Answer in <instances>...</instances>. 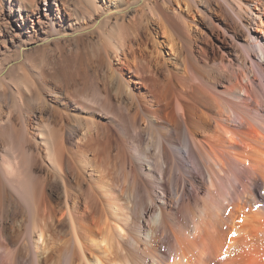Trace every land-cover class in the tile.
Listing matches in <instances>:
<instances>
[{"label": "bare ground", "instance_id": "6f19581e", "mask_svg": "<svg viewBox=\"0 0 264 264\" xmlns=\"http://www.w3.org/2000/svg\"><path fill=\"white\" fill-rule=\"evenodd\" d=\"M0 32L51 169L0 153V264H264V0H0Z\"/></svg>", "mask_w": 264, "mask_h": 264}, {"label": "rangeland", "instance_id": "374dc122", "mask_svg": "<svg viewBox=\"0 0 264 264\" xmlns=\"http://www.w3.org/2000/svg\"><path fill=\"white\" fill-rule=\"evenodd\" d=\"M133 2H137L138 0H132ZM183 8H184V10L189 14V16L192 18V19H194L196 22H198V23H204V20L206 21L207 20V15H205L202 11H200V10H197V9H195V10H192V11H189L188 10V8H187V6H185L184 4H183ZM192 12V13H191ZM2 21V20H1ZM196 28V27H195ZM3 38H4V36H3V33H1L0 32V44H5L4 42H3ZM164 36L161 34V36H160V39H162V40H164ZM94 49H95V46H94V39H92V36H91V38H90V36H89V38L85 41V52H87L88 54H92L93 53V51H94ZM163 52L165 53V55L167 56V55H169V53H171L172 51H171V48H170V45H169V43L165 40V42H164V48H163ZM1 60V59H0ZM1 77V76H0ZM81 80V82H83V80H84V78L83 77H81L80 78ZM90 80V81H89ZM85 81H86V84L88 85V88H90V91L93 93L94 91V82L92 81V78L90 77H85ZM84 81V82H85ZM17 82V83H16ZM88 82V83H87ZM91 82H93L92 84H91ZM0 84H1V86H0V91H2V92H4V93H2V94H0V110L2 111V117H4V118H6L9 114L12 116V119H13V123L15 122V127H13L12 128V126H11V128H9L8 130H5V129H0V153H2L3 155L5 154V152L8 150V148H9V146H10V142H13V144H11V145H13L14 147H17L18 145L21 147V146H25L26 148H27V150H31L30 151V154H28V155H30V156H27V159H29V161H30V165H32V166H30V167H33L32 169L34 170L33 172V181L35 182V184L38 186V185H40L41 184V182H42V180L44 179V177L46 176V174L48 175L49 173H51V169H50V167H46V168H44L43 166H42V158L44 157V149H43V146L42 145H40V144H36L35 143V141L33 140V139H31L29 136V134H26L27 133V127L25 126V123H24V121H22V118L18 115V112H16V109L14 108V106H12V105H16L17 104V102H18V104H20L21 102H23V98H22V96H21V93H19V87H18V80H16L15 82H14V80H11L10 79V77L8 76V75H4L2 78H0ZM18 84V85H17ZM81 86V85H80ZM91 86H94L93 88L91 87ZM4 90V91H3ZM90 91H89V89H88V92L90 93ZM19 93V94H18ZM91 94V93H90ZM25 102V101H24ZM103 102H104V100H103ZM104 103H102V105H103ZM93 105V107H94V110H93V112H92V115L97 119V120H101V121H103V122H106V118H105V116L104 115H102V112H100V108H99V106L100 105H96V104H92ZM95 105V106H94ZM101 107V106H100ZM2 108V109H1ZM4 108V109H3ZM99 108V109H98ZM97 111H96V110ZM15 111V112H14ZM94 111H96V112H94ZM99 111V112H98ZM7 114V115H6ZM48 115V114H47ZM18 116V117H17ZM17 117V118H16ZM88 116H87V114H85V113H83V116H82V118L81 119H79V121L81 120V123H82V127L84 128V130H86V129H88V127L90 126L89 125V121H87L88 120V118H87ZM21 119V120H20ZM41 119H43L44 121H48V117H47V119H46V117H43V118H39V119H37V120H35V122L31 125V129H32V131L35 133V135L37 136V137H39V139H40V137L44 134V130H42L43 131V133L42 132H40V130H38V129H40V120ZM54 119V120H53ZM83 119V120H82ZM87 119V120H86ZM52 121H55V118H53L52 117V120H50L49 122H50V124H53V125H55L56 124V122H52ZM63 121H65V124L66 125H68V123L69 122H71L72 120L71 119H68L67 120V118L65 119V120H63ZM69 121V122H68ZM49 122H47V123H49ZM52 122V123H51ZM88 122V123H87ZM21 123V124H20ZM46 123V124H47ZM74 123V122H73ZM46 124H45V126H46ZM85 124V125H84ZM86 125H88V126H86ZM17 126V127H16ZM15 128V129H14ZM10 130V131H9ZM20 130V131H19ZM4 131H8V133L7 132H4ZM29 132H30V130H28ZM4 132V134H2ZM11 134H10V133ZM5 133H6V135L8 134L9 135V137L12 139V141H11V139L8 137V136H6L5 135ZM18 134V135H17ZM22 134H25L26 136L24 137V135H22ZM15 135V136H14ZM18 136V137H17ZM24 138V140H23V138ZM29 137V138H28ZM14 138H15V140H14ZM16 138H18V139H16ZM26 139H30L29 141L28 140H26ZM26 140V141H25ZM25 141V142H24ZM33 141V142H32ZM23 142V143H22ZM38 142V141H37ZM19 143V144H18ZM21 144V145H20ZM26 144H27V146H26ZM42 150V151H41ZM41 154H40V153ZM43 152V153H42ZM88 155L90 156L91 154L90 153H88ZM41 156V157H40ZM91 157V156H90ZM38 163V164H37ZM87 168H88V166H87ZM47 169V170H46Z\"/></svg>", "mask_w": 264, "mask_h": 264}, {"label": "snow or ice", "instance_id": "6c2138e0", "mask_svg": "<svg viewBox=\"0 0 264 264\" xmlns=\"http://www.w3.org/2000/svg\"><path fill=\"white\" fill-rule=\"evenodd\" d=\"M233 235H235V233H233Z\"/></svg>", "mask_w": 264, "mask_h": 264}]
</instances>
